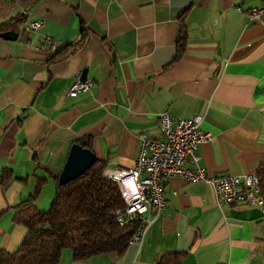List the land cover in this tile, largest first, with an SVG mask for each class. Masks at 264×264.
<instances>
[{
  "label": "crops",
  "instance_id": "crops-1",
  "mask_svg": "<svg viewBox=\"0 0 264 264\" xmlns=\"http://www.w3.org/2000/svg\"><path fill=\"white\" fill-rule=\"evenodd\" d=\"M260 0H0V22L25 16L17 38L0 36V248H18L27 228L13 221L15 205L44 179L35 201L49 208L71 145L78 139L107 164L134 165L140 133L160 134L158 116L201 115L212 139L199 145L193 167L241 175L264 162V16L245 11ZM240 5L242 11L236 7ZM186 49L175 62L180 21ZM41 27L26 29L31 21ZM69 58L49 63L39 46L49 37L75 42ZM85 70L91 87L66 96ZM166 204L140 244L83 260L62 250L59 264H153L185 252L183 264H264V204L219 203L201 181H163Z\"/></svg>",
  "mask_w": 264,
  "mask_h": 264
},
{
  "label": "trees",
  "instance_id": "trees-1",
  "mask_svg": "<svg viewBox=\"0 0 264 264\" xmlns=\"http://www.w3.org/2000/svg\"><path fill=\"white\" fill-rule=\"evenodd\" d=\"M24 20L25 16L18 15L0 22V34L10 30L16 32ZM79 32L75 42L60 46L48 62L65 60L80 49L89 37V29L81 24ZM186 40L185 23L181 19L172 62L184 53ZM74 143L90 149L83 139ZM106 162V159L97 158L83 173L65 183H60L55 176L54 195L45 211L35 205L45 183L44 179H38L31 194L14 206L13 221L25 226L27 232L17 249L0 248V264H59L65 248L71 249L74 260L106 252L122 253L141 220L119 222L116 211L121 210L124 214L125 205L118 185L102 175ZM256 175L260 193L264 196V162L257 168ZM11 178V170H2L0 184H6ZM184 255L183 251L165 252L153 264H183Z\"/></svg>",
  "mask_w": 264,
  "mask_h": 264
},
{
  "label": "built area",
  "instance_id": "built-area-1",
  "mask_svg": "<svg viewBox=\"0 0 264 264\" xmlns=\"http://www.w3.org/2000/svg\"><path fill=\"white\" fill-rule=\"evenodd\" d=\"M20 3L26 0H9ZM242 11L240 5L236 7ZM248 21H261L264 16V0L245 11ZM41 27L40 20L29 23L26 29ZM39 46L56 51L59 42L46 37ZM92 81L81 79L78 74L68 88L66 96L75 97L79 92L87 91ZM201 115L176 117L167 111L158 116L160 134L149 137L144 133L138 136L139 146L132 167L117 164L105 165L102 175L114 181L119 188L125 208L124 214L117 210L119 222L129 223L140 219L141 224L131 236L128 244H140L145 229L161 213L166 204L163 181L178 176L185 181H201L211 186L219 203H241L246 206H261L264 196L260 193L256 172L241 175L213 173L193 165L200 159L197 153L200 144L212 139L210 132L201 129Z\"/></svg>",
  "mask_w": 264,
  "mask_h": 264
},
{
  "label": "water",
  "instance_id": "water-1",
  "mask_svg": "<svg viewBox=\"0 0 264 264\" xmlns=\"http://www.w3.org/2000/svg\"><path fill=\"white\" fill-rule=\"evenodd\" d=\"M0 36L6 39L15 40L17 38V33L10 30L1 33ZM85 78L86 73L84 70L81 73V79ZM96 159L97 157L91 149L85 148L77 143H73L70 147L66 161L58 175V181L60 183H65L77 177L89 168Z\"/></svg>",
  "mask_w": 264,
  "mask_h": 264
}]
</instances>
